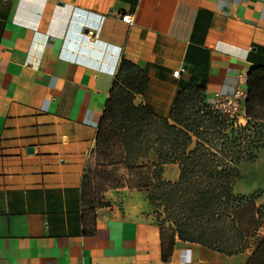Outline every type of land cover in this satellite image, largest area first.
Masks as SVG:
<instances>
[{"label": "crops", "instance_id": "crops-1", "mask_svg": "<svg viewBox=\"0 0 264 264\" xmlns=\"http://www.w3.org/2000/svg\"><path fill=\"white\" fill-rule=\"evenodd\" d=\"M122 59L145 71L135 102L158 117L188 83L210 103L264 66V0H0V264H247L263 220L248 233L236 218L238 254L176 236L167 261L146 190L105 191L85 222L82 180Z\"/></svg>", "mask_w": 264, "mask_h": 264}, {"label": "trees", "instance_id": "trees-1", "mask_svg": "<svg viewBox=\"0 0 264 264\" xmlns=\"http://www.w3.org/2000/svg\"><path fill=\"white\" fill-rule=\"evenodd\" d=\"M247 77L245 126H233L212 111L204 87L192 83L181 87L170 117L164 119L149 106L135 102V95L144 93L149 85L145 71L126 59L120 61L98 127L94 154L112 159L120 149V163L137 174V181H131L129 187L146 190L151 204L162 208L163 214L156 212L166 261L176 236L221 254L242 252L245 234L236 217L249 200L254 201L258 218L264 219V203L256 207L255 202L261 195L253 193L248 200L234 192L241 178L238 166L255 161L254 151L264 149V66L252 67ZM169 163L179 164L177 181L163 178L164 166ZM109 164L114 163L110 160ZM85 180L86 172L82 180L83 214L93 231L95 211L104 206L105 191H96ZM112 187L122 186L115 182ZM258 243L247 264H264V237Z\"/></svg>", "mask_w": 264, "mask_h": 264}, {"label": "rangeland", "instance_id": "rangeland-1", "mask_svg": "<svg viewBox=\"0 0 264 264\" xmlns=\"http://www.w3.org/2000/svg\"><path fill=\"white\" fill-rule=\"evenodd\" d=\"M234 126V125H233ZM231 128L228 130V134ZM256 153V159L253 162L244 161L239 166L240 179L237 180L234 188L235 194L245 195L248 197V200L251 199L250 196H253V193L261 195L255 199L260 203H264V149H259L254 151ZM110 160L112 163L109 164ZM122 160L121 150H117L113 155L112 159H106L105 157H99L96 154H93L91 160L87 163L86 176L89 183H91L92 188L96 191H107L109 189H114L113 184L119 182L121 186H130L131 181H137V174L130 173L125 166L120 163ZM147 162V160H144ZM146 172V169L142 170ZM255 200V202H256ZM254 201L249 200L248 203H244L240 207L238 212L237 219L244 215L243 222L245 224L246 232H253L252 226L261 220L264 219L255 218L256 210L253 208ZM260 204V205H262ZM155 211H158L163 214L162 208H155ZM164 216L161 217V221ZM236 219V220H237ZM246 222V223H245ZM262 222V221H261ZM252 224V225H251ZM170 225V224H167Z\"/></svg>", "mask_w": 264, "mask_h": 264}, {"label": "built area", "instance_id": "built-area-1", "mask_svg": "<svg viewBox=\"0 0 264 264\" xmlns=\"http://www.w3.org/2000/svg\"><path fill=\"white\" fill-rule=\"evenodd\" d=\"M119 18L128 25H132L134 22V16L131 14H119ZM89 37L96 36L94 29H89ZM179 71L174 72L175 76H178ZM212 101L209 103L210 109L217 114L226 117L234 126H245L248 122L246 100L248 98L247 93V81L245 77L239 75V82L235 88L230 92L218 91L213 93Z\"/></svg>", "mask_w": 264, "mask_h": 264}]
</instances>
